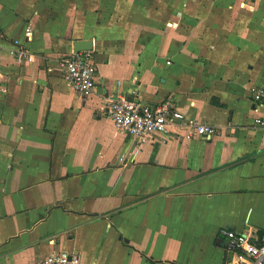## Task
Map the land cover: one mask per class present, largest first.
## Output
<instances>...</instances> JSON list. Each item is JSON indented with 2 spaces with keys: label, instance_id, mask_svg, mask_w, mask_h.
<instances>
[{
  "label": "crops",
  "instance_id": "1",
  "mask_svg": "<svg viewBox=\"0 0 264 264\" xmlns=\"http://www.w3.org/2000/svg\"><path fill=\"white\" fill-rule=\"evenodd\" d=\"M76 39L95 95L65 77ZM0 42V264H238L220 229L264 234V0H0ZM111 93L218 132L140 143Z\"/></svg>",
  "mask_w": 264,
  "mask_h": 264
},
{
  "label": "built area",
  "instance_id": "2",
  "mask_svg": "<svg viewBox=\"0 0 264 264\" xmlns=\"http://www.w3.org/2000/svg\"><path fill=\"white\" fill-rule=\"evenodd\" d=\"M27 35H32V27H27ZM18 44V42H17ZM3 45L0 42V52ZM14 53L18 59L29 57L22 45H17ZM65 77L72 87L84 97L97 93L98 68L92 50H73L61 56ZM1 70V69H0ZM264 91L254 93L256 102H262ZM106 100V112L111 116L118 130L137 137L140 143L167 139L174 132V127L185 124L189 128L187 138L196 136L211 139L217 134L215 125L187 118L171 101L148 103L130 99L122 93L103 95ZM255 125L264 128V116L256 118ZM220 234L226 239L227 248L240 258L238 264H264V234L250 236L236 229L223 226ZM243 259V260H242ZM47 264H82L80 255L65 250L50 254Z\"/></svg>",
  "mask_w": 264,
  "mask_h": 264
},
{
  "label": "water",
  "instance_id": "3",
  "mask_svg": "<svg viewBox=\"0 0 264 264\" xmlns=\"http://www.w3.org/2000/svg\"><path fill=\"white\" fill-rule=\"evenodd\" d=\"M93 48L92 40L90 39H76L74 41V50L81 51V50H91ZM232 228L231 226H228Z\"/></svg>",
  "mask_w": 264,
  "mask_h": 264
}]
</instances>
